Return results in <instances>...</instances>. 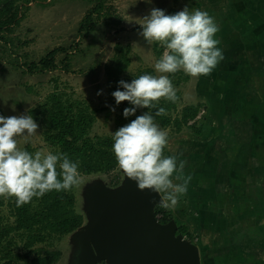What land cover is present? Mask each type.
<instances>
[{"label": "rangeland", "instance_id": "obj_1", "mask_svg": "<svg viewBox=\"0 0 264 264\" xmlns=\"http://www.w3.org/2000/svg\"><path fill=\"white\" fill-rule=\"evenodd\" d=\"M22 1L25 0H16L15 2V5H19L17 22H13L8 29L2 32L7 39H0V112L5 117L29 115L31 109L41 106L52 92H56L64 100H77L90 110H97L94 113L95 121L88 131L91 137L113 135V132L119 128L116 125V118L123 102L117 105L116 100L112 97L111 88L115 83L111 80L110 84L107 68L115 67L117 59L122 56L123 59L125 58L123 61L125 65L120 76L131 78L145 69L151 70V73L147 74L157 75L154 64L161 57L164 49L158 43L151 46L146 43L144 38L139 35L142 28L138 22L144 16L149 15L152 8L163 9L166 14H175L185 7H188L190 11L198 9V5L194 3L195 0H150V2L148 0H27L28 2L25 4ZM98 4L99 7H97ZM236 4L242 19H244L243 16L250 17L252 26L256 29L260 26L264 32V0H211L209 7L200 10L208 12L217 23L222 18V22L218 23L220 29L222 25L232 28V23H239V19L236 18L234 21L229 16ZM88 13L91 17H89L87 26H92L91 28L87 27L88 29H81L80 25L86 20ZM241 28L243 31L246 29L243 27V23ZM235 32L238 36L242 34L240 31ZM243 35L245 38L246 34ZM232 36L231 32L226 34L228 43L232 40ZM52 49L57 50L54 56L55 67L32 71L28 69V63L37 62ZM223 49H226L224 55L227 56L225 57L230 59L229 55H234V50H236L227 49V45ZM258 52L260 53V49ZM226 69L229 70L230 66L227 65ZM237 72H235L236 76ZM168 75L177 90L179 99L175 103L162 99L158 104L162 108L169 105V109L165 110L170 123L163 125L156 121L168 133L169 144L164 154L175 155L178 161H187L184 168L186 176L192 175V172L196 171L200 173L203 164L202 162L196 163V161L201 159L204 151L208 148L207 144L212 140L213 133L219 134L213 123V118L218 119L214 116L218 109L215 107L210 114L203 107L204 103L201 99L206 97L200 95L204 91L201 82L202 76L191 78L183 71ZM237 78L242 86L247 87L246 84L250 83L246 78L240 79L239 76ZM232 80L235 82L233 78ZM258 86L260 87L259 83ZM246 87L243 88L248 89ZM98 92L102 94L98 95ZM198 102L200 103L198 104ZM191 104H198L199 108L196 115L199 120L198 134L188 125L183 124L177 129L172 123L175 117L180 116L182 108ZM112 108H115L114 112L111 110ZM139 112L143 113L144 109H139ZM206 114L208 116L204 117ZM198 115L200 117H197ZM191 122L192 120L189 121V123ZM38 125L37 135L29 137L27 140L20 138L19 147L33 154L36 151H49L55 154V147L44 140L43 128L40 123ZM189 138L201 142L191 147ZM191 153L194 155V163L189 161ZM181 154L182 156H180ZM204 173L205 170L199 175ZM210 177L211 175L208 173V179ZM81 178L80 186L74 187L71 191L75 197L74 210L82 216V223L59 239L53 238L48 242L38 244L43 251L53 249L60 251V257L54 264L88 263L84 239H86L89 225L92 222V192L98 188L115 192L123 185L126 175L117 165L112 171L81 174ZM211 179L215 181L214 184L212 181L214 191L221 198L212 196L209 201L205 200V195L211 193L205 190V187L208 189L212 185L208 183L201 185L202 187L193 186L190 185L192 184L191 180L187 194L180 196L178 204L172 209H160L159 212L163 215L168 212L171 219L177 220L175 221V223L177 222V232L198 246L201 264L202 258L207 256L213 258L220 256L221 263L219 262V264H226V256L232 258V249L241 245L243 241H247L249 244L245 251H250L251 249L248 247L252 246V251H255L256 257L259 258V247H264L262 238L264 237V228L261 227L264 223V202L255 203L259 207V217L257 218L261 221L257 220L252 226L251 221L246 220L243 222L247 225L243 222L240 225L239 219H237L236 223L230 224L228 215L232 207H227L226 203L220 202L224 195L228 197V189L224 190L221 183L216 182L217 178ZM0 198L3 201L0 209V215L3 216L2 222L13 223V216L8 208V199ZM206 201L207 203H205ZM199 202L208 208H202V212L205 214H202V221L198 218L201 225L197 227L196 233L191 232L192 236L189 237V234L182 230L184 226L181 224L185 223V227L188 228L191 224L188 219H191V216L187 214H195L188 210L187 203L191 204L189 206L191 209V206L193 208ZM159 205L154 206V212ZM211 206L213 207L211 208ZM210 208L216 210V213L215 211L207 212L211 211ZM234 208L236 209V207ZM241 210L242 208H238L235 212L242 213ZM193 212H195V208ZM248 212L250 209L245 210L244 214ZM223 216V231L225 230L224 232L227 234L233 233V235H229L232 240L220 242V238L216 237V245L213 248V224L215 223L217 226V223L223 220ZM178 221L183 222L178 225ZM252 227L257 233L253 232ZM257 235L259 239H256ZM12 237L15 242L14 250L24 251L23 242L18 233L14 232ZM196 239H198L197 242ZM201 245L208 247L203 251L200 249ZM226 248L231 249L228 254L225 253ZM260 249L264 251V248ZM242 259H236L242 263L234 264H246V261L243 262ZM231 261L229 258L227 264H233ZM18 263L26 264L23 260H19ZM93 264H108V262L103 259Z\"/></svg>", "mask_w": 264, "mask_h": 264}, {"label": "clouds", "instance_id": "obj_2", "mask_svg": "<svg viewBox=\"0 0 264 264\" xmlns=\"http://www.w3.org/2000/svg\"><path fill=\"white\" fill-rule=\"evenodd\" d=\"M138 23L142 28L139 35L146 43H158L164 50L154 64L157 75L143 74L130 83L121 80L123 90L118 88L112 93L117 105L127 101L133 106L124 109L125 117L135 115L137 109L149 110L113 132L112 151L118 167L139 190L161 194L160 206L172 209L180 196L187 194L192 176L184 174L187 161L164 154L168 133L155 117L166 115V110L161 107L153 114L151 109H156L162 99L172 103L179 99L168 74L183 71L191 78L209 76L225 59L216 38L220 28L208 12L190 11L188 7L175 14L152 8ZM38 128L30 114H0V197H14L17 207L53 191L69 192L82 183L79 161L71 160L67 153L33 154L19 147L20 138L37 135Z\"/></svg>", "mask_w": 264, "mask_h": 264}, {"label": "crops", "instance_id": "obj_3", "mask_svg": "<svg viewBox=\"0 0 264 264\" xmlns=\"http://www.w3.org/2000/svg\"><path fill=\"white\" fill-rule=\"evenodd\" d=\"M204 8L206 7L204 6ZM238 11V5L236 4L233 9V14L235 15L233 19L234 21H236V18L239 19V23H232V28L231 26L225 27L222 25L220 31L216 34V38L220 40L218 47L222 49L223 54L226 50L223 47L227 45V49H236L234 50V55H229L231 59L225 57L209 76H202V87L206 91L201 92L200 95L206 98L201 99V101H203V107H205L207 113L212 114L215 107L218 109L217 114L214 115L218 119L213 118V123L219 134L215 135L214 132L212 140L210 139L211 141L207 144L208 146L211 144L214 146L213 149L211 147L213 151L203 154L201 159L196 161V163L202 162L203 165L200 168V173L197 171L192 172V184L190 185L201 186L210 183L212 185L211 188L206 189L205 187V190L211 192L215 183L211 178H217L216 182L221 183L224 190L228 189V197L224 195L220 202L226 203L227 207H232L228 215L230 217L229 223H236L237 219H239L238 223L240 225L243 220H246L248 222L251 221L253 226L259 220L257 218L259 217V207L255 203L264 202V32L261 30L262 27L258 26V29H256L252 26L250 17L246 18L243 16L244 19H242L241 12ZM222 20V18L219 19L218 23L220 24ZM242 23L243 27H246L244 31L241 28ZM233 30L240 31L242 33L241 36H238ZM230 32L233 36L228 43L226 34ZM243 34H246L245 38ZM243 48L246 49L243 50ZM258 49H260V53ZM227 65L230 66L229 70L226 69ZM235 72H237V76L240 79L246 78L250 81L249 84H246L248 85L247 87L239 84ZM232 78L235 82H233ZM185 145L188 144L185 143ZM189 156H192L189 161L194 163L193 153ZM204 170L205 173L200 176L199 174ZM208 173L211 175L210 179H208ZM218 197L220 196L218 195ZM187 205L188 210H191V213H195L192 215L186 213L191 216V219H188L191 224L186 228L185 223L181 224L183 220L178 221V225H183L186 230L195 234L197 227L201 225L199 220L201 219L202 221V214H205V212H202V208L208 207L199 203L194 205L193 208L191 206L190 209L189 206L191 204L187 203ZM194 208L195 212H193ZM211 208L209 209L211 211L207 212L215 211L216 213V210ZM238 208H242L241 211L243 212L237 214L235 211ZM247 209H250V212L244 214ZM174 221L177 220L175 219ZM223 221L224 216L223 220L217 223V226L215 223L213 224V248L216 245V237L220 238V242L232 240L229 235H233V233L227 234L224 232L225 230L223 231ZM202 227L205 228L204 226ZM261 227L264 228V223ZM253 232L257 233L254 230ZM262 238L264 239V237ZM256 239H259L258 235ZM247 246H249L247 241H243L241 245L239 244V246L233 248L232 258L226 256L225 263L227 264L229 258L233 264L242 263V261L236 259L243 258L242 260L243 262L246 261V264H264V251L260 249L264 247H259L258 258L255 255V251H252V246L248 247L251 249L250 251H245ZM229 251L231 249H225L226 254ZM219 262L221 263L220 256L202 258V264H219Z\"/></svg>", "mask_w": 264, "mask_h": 264}, {"label": "trees", "instance_id": "obj_4", "mask_svg": "<svg viewBox=\"0 0 264 264\" xmlns=\"http://www.w3.org/2000/svg\"><path fill=\"white\" fill-rule=\"evenodd\" d=\"M15 2L16 0H0L1 40L7 39L2 32L8 29L13 22H17L19 5H15ZM27 2V0L22 1L24 4ZM194 3L198 5V9H203V5L209 7L211 0H195ZM99 6L98 4L97 7ZM230 13V19H233L235 16L233 10ZM89 17H91L90 13L87 14L86 20L80 25L81 29L91 28L92 25L87 26ZM226 21L228 22L227 19ZM56 52V49H52L37 62L28 63V69L32 71L55 67L54 56ZM124 60L125 58L123 59L121 56L117 59L115 67L107 68L110 84L111 80L115 83L111 88L112 93L120 88L119 81L124 80L130 83L140 75L147 74L148 72L151 73V70L145 69V71L131 78L120 76L119 74L125 65ZM120 90L123 89L120 88ZM112 97L114 98L113 95ZM198 104L183 107L180 116L175 117L172 122L173 125L177 129L183 124L188 125L190 128L196 130L195 132L198 134L199 120L196 118ZM128 107L133 106L127 101L121 104L120 113L116 118L117 128L130 123L136 116L142 114L137 109L135 115L125 117L124 109ZM160 107L162 106L157 105L156 109H151L153 114ZM163 108L169 109V105ZM96 111L94 109L90 110L77 100H64L58 93L52 92L41 106L30 110V115L41 124L44 140L55 147V154L57 152L67 153L71 160L79 161L80 174H90L93 172H109L114 170L118 165L112 151L114 143L113 135H97L91 137L88 134L92 123L95 121L94 113ZM146 111L149 110L144 109V112ZM0 114L2 113L0 112ZM155 119L163 125L170 123V119L166 115L157 116ZM190 120H192L191 123H189ZM198 142L201 141L189 140L191 147ZM207 147L203 154L212 151L214 146L211 144ZM191 158L192 156L189 157V159ZM215 193L216 191L212 189L210 194L205 195V200L209 201L212 196L217 197L218 195ZM202 195L204 196V194ZM74 203L75 197L72 191H53L46 194L43 198H34L31 203L22 207L16 206L14 197L9 198L8 208L10 214L13 216V223H3V216L0 215V264H19V260H23L26 264H54L60 257V251L58 249L43 251L38 244H43L53 238L59 239L61 236L73 231L82 223V216L75 212ZM2 205L3 201L0 198V209ZM160 209H163V207L159 205L155 213L160 211ZM170 219L171 215L168 212L161 218L162 222H168ZM182 230L189 234V237L192 236V233L186 230L185 227H182ZM14 232L18 233L20 240L23 242L22 248L24 251L22 252L14 250L15 242L12 237ZM195 241L197 242L198 239ZM207 247L206 245H201L200 249L204 251Z\"/></svg>", "mask_w": 264, "mask_h": 264}, {"label": "water", "instance_id": "obj_5", "mask_svg": "<svg viewBox=\"0 0 264 264\" xmlns=\"http://www.w3.org/2000/svg\"><path fill=\"white\" fill-rule=\"evenodd\" d=\"M92 201L87 264H201L198 246L177 232L175 221L157 220L159 193L139 190L126 176L115 192L95 189Z\"/></svg>", "mask_w": 264, "mask_h": 264}, {"label": "built area", "instance_id": "obj_6", "mask_svg": "<svg viewBox=\"0 0 264 264\" xmlns=\"http://www.w3.org/2000/svg\"><path fill=\"white\" fill-rule=\"evenodd\" d=\"M197 117H200V115H198ZM155 216H156L157 220L159 221V220H161L163 214L158 211L157 213H155ZM184 238H185V236H184Z\"/></svg>", "mask_w": 264, "mask_h": 264}]
</instances>
